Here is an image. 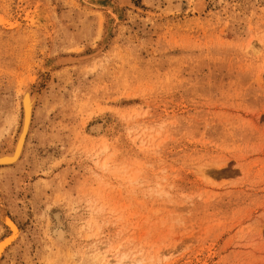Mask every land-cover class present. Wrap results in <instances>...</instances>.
Here are the masks:
<instances>
[{"label": "rangeland", "instance_id": "rangeland-1", "mask_svg": "<svg viewBox=\"0 0 264 264\" xmlns=\"http://www.w3.org/2000/svg\"><path fill=\"white\" fill-rule=\"evenodd\" d=\"M26 88L0 264H264V0H0V153Z\"/></svg>", "mask_w": 264, "mask_h": 264}, {"label": "bare ground", "instance_id": "bare-ground-1", "mask_svg": "<svg viewBox=\"0 0 264 264\" xmlns=\"http://www.w3.org/2000/svg\"><path fill=\"white\" fill-rule=\"evenodd\" d=\"M121 1H123L124 3L129 2V0H121ZM67 59H65L64 57V59L60 58V60L58 59L57 60L59 64H63L64 62L70 61L71 58H69L68 60ZM38 98H39V93L36 92L35 94L32 95V93H30V88L24 89L23 92L21 93V97H20L21 124L19 128V132L17 133V137L11 151L6 153L5 152L0 153V165L6 164V166H10L12 164H16L20 160L24 151L26 137L31 129L33 113L36 108V103L38 101ZM99 127L100 126H96L91 130L98 131L101 128ZM0 220L4 223L8 231L6 235L0 239V260H1L5 251L19 237L21 230L20 227L15 223V221L11 219V217H9L3 210L2 212H0Z\"/></svg>", "mask_w": 264, "mask_h": 264}, {"label": "water", "instance_id": "water-1", "mask_svg": "<svg viewBox=\"0 0 264 264\" xmlns=\"http://www.w3.org/2000/svg\"><path fill=\"white\" fill-rule=\"evenodd\" d=\"M4 165H6V164H4Z\"/></svg>", "mask_w": 264, "mask_h": 264}]
</instances>
